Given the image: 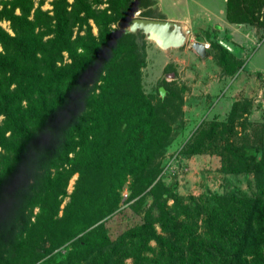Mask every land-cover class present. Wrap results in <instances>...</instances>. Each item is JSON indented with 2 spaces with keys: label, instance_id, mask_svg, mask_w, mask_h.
I'll return each instance as SVG.
<instances>
[{
  "label": "trees",
  "instance_id": "trees-1",
  "mask_svg": "<svg viewBox=\"0 0 264 264\" xmlns=\"http://www.w3.org/2000/svg\"><path fill=\"white\" fill-rule=\"evenodd\" d=\"M107 3L101 10L89 0H53L49 11L31 0L0 6L10 31L0 28V264H264V131L250 145L246 138L238 146L211 144L225 171L252 174L254 193L185 198L162 187L154 162L168 129L139 91L141 58L131 65L133 91L122 101L102 90L106 70L125 52V36L110 25L149 0ZM228 21L248 24L238 14ZM218 45L225 70L229 54ZM224 125L211 127L221 126L222 135ZM201 148L195 141L188 153ZM245 148L258 159L247 158ZM124 187L133 201L121 207ZM70 240L62 254L40 260Z\"/></svg>",
  "mask_w": 264,
  "mask_h": 264
},
{
  "label": "rangeland",
  "instance_id": "rangeland-1",
  "mask_svg": "<svg viewBox=\"0 0 264 264\" xmlns=\"http://www.w3.org/2000/svg\"><path fill=\"white\" fill-rule=\"evenodd\" d=\"M5 1L8 0H0V6ZM31 1L34 8L39 6L41 11H49L53 0ZM89 1H92L91 8L98 10L108 4L107 0ZM225 2L149 0L146 7L135 9L128 16V21L116 20L110 25L113 31L125 36L120 39L125 52L106 70L102 90L110 94L112 101H122L133 91L132 78L128 74L131 65L137 56L141 58L143 64L138 68L136 78L139 91L153 107L158 108V117L168 129L166 141L154 162L157 167L155 181L180 197L236 198L254 193L252 174L225 171L220 154L215 152V147L211 148V144L221 145L228 141L238 146L243 144L241 139L246 138L250 145L253 135L264 131V0H230L232 11L228 13ZM233 14L248 20V24L244 23V27L239 28L237 24L229 22ZM137 18L173 20L170 23L179 25L184 32L182 45L160 49L143 33L125 31L124 27ZM224 20L232 27L229 32L225 29ZM87 23L89 33L95 37L96 28L91 21ZM0 28L10 33L6 21H0ZM84 30L85 26H82L81 31ZM79 34L82 35V32ZM195 41L207 46V56L203 59L191 49L190 45ZM216 44L228 51V67L225 70L218 64ZM159 89L163 90L162 96ZM235 102L238 104L236 117L227 124L225 121ZM222 123H225L227 130L220 135L221 126L214 129L211 125ZM207 133L211 134L210 138L205 137ZM195 141L202 145V153L189 154V147ZM243 152L254 161L259 157V152L252 148H245ZM76 179L77 174L69 178L60 198L59 210L68 202ZM128 196L129 192L124 187L120 193L121 207L133 201H127ZM150 203V198H147L143 205ZM171 203V199H168L166 205ZM35 213L36 209L32 211V216ZM59 215L60 211L57 213ZM71 241L40 260L55 252L62 254ZM149 245L153 246V243ZM124 264H130V260H125Z\"/></svg>",
  "mask_w": 264,
  "mask_h": 264
},
{
  "label": "water",
  "instance_id": "water-1",
  "mask_svg": "<svg viewBox=\"0 0 264 264\" xmlns=\"http://www.w3.org/2000/svg\"><path fill=\"white\" fill-rule=\"evenodd\" d=\"M124 30L131 33L135 31L143 33L160 49L177 48L182 45L184 40V32L181 31L180 26L167 21L137 18L131 20V23L125 26ZM186 33L187 31H185ZM190 46L200 59L207 56L204 44L192 42Z\"/></svg>",
  "mask_w": 264,
  "mask_h": 264
},
{
  "label": "crops",
  "instance_id": "crops-1",
  "mask_svg": "<svg viewBox=\"0 0 264 264\" xmlns=\"http://www.w3.org/2000/svg\"><path fill=\"white\" fill-rule=\"evenodd\" d=\"M192 3H194L196 6H200V4L197 2V1H193ZM194 19V18H192ZM161 21H167V22H171L173 20H168V18H164L162 19ZM224 22V26H225V29L227 30V32H229V29L231 30V25L228 24L225 20L223 21ZM237 27L239 28H243L244 26L242 24H237ZM196 42V41H195ZM199 42V41H198ZM199 43H202V42H199ZM203 44V43H202ZM205 45V44H204ZM197 110H199V107L197 108Z\"/></svg>",
  "mask_w": 264,
  "mask_h": 264
},
{
  "label": "built area",
  "instance_id": "built-area-1",
  "mask_svg": "<svg viewBox=\"0 0 264 264\" xmlns=\"http://www.w3.org/2000/svg\"><path fill=\"white\" fill-rule=\"evenodd\" d=\"M205 48H207V46L205 45Z\"/></svg>",
  "mask_w": 264,
  "mask_h": 264
}]
</instances>
